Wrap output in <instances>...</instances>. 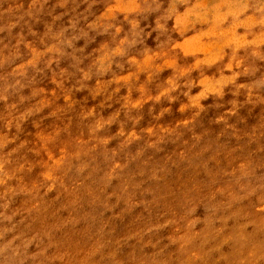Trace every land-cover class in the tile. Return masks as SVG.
I'll use <instances>...</instances> for the list:
<instances>
[{
    "label": "rangeland",
    "instance_id": "obj_1",
    "mask_svg": "<svg viewBox=\"0 0 264 264\" xmlns=\"http://www.w3.org/2000/svg\"><path fill=\"white\" fill-rule=\"evenodd\" d=\"M0 264H264V0H0Z\"/></svg>",
    "mask_w": 264,
    "mask_h": 264
}]
</instances>
